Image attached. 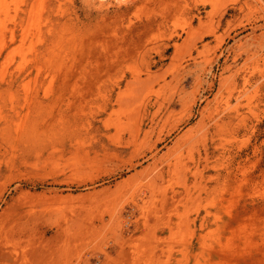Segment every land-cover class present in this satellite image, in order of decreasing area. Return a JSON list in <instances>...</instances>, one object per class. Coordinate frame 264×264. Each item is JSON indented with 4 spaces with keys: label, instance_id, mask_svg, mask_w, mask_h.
<instances>
[{
    "label": "rangeland",
    "instance_id": "rangeland-1",
    "mask_svg": "<svg viewBox=\"0 0 264 264\" xmlns=\"http://www.w3.org/2000/svg\"><path fill=\"white\" fill-rule=\"evenodd\" d=\"M0 264H264V0H0Z\"/></svg>",
    "mask_w": 264,
    "mask_h": 264
}]
</instances>
